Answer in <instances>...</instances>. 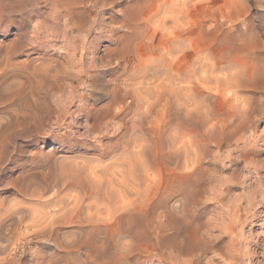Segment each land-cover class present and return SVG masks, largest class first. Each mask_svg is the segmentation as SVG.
<instances>
[{"label": "rangeland", "instance_id": "rangeland-1", "mask_svg": "<svg viewBox=\"0 0 264 264\" xmlns=\"http://www.w3.org/2000/svg\"><path fill=\"white\" fill-rule=\"evenodd\" d=\"M70 3L0 0V84L5 74L28 67L45 69L47 80L55 82L37 84L44 94H39L41 106L32 115L0 99V124L12 123L0 137V264H173L166 253L162 260L158 256L169 251L166 236L160 245L154 236L162 135L165 150L189 143V137L200 138L198 147L204 150L205 170L198 181L202 188L175 215L183 234L199 236L196 251L183 259L212 264L213 258V264H219L235 257L238 264H264V80L254 75L264 69V0ZM218 58L229 71L216 75L224 78L242 70L250 83L236 88L232 80L236 86L225 83L230 88L220 93L211 85L205 103H200L207 117L201 130L190 116L195 103L188 86L199 64ZM177 85L182 90L179 99L173 92ZM107 101L110 116L95 120ZM179 130L193 133L179 139ZM121 131L127 138L125 164L146 158L131 157L134 152L153 150L142 185V213L150 232L141 226L119 235L111 222H98L101 228L93 231L88 216L97 212L94 200L78 208L76 190L51 183L67 165L96 170L98 164L113 163L118 172L115 145ZM108 143L114 152L97 159ZM236 148H244L245 160L237 157ZM165 163L166 168L176 165L171 157ZM164 176L163 184L178 180L173 174ZM135 196L130 190L124 200L134 201ZM45 199L60 203L43 206ZM98 208L105 216L104 206Z\"/></svg>", "mask_w": 264, "mask_h": 264}, {"label": "bare ground", "instance_id": "bare-ground-1", "mask_svg": "<svg viewBox=\"0 0 264 264\" xmlns=\"http://www.w3.org/2000/svg\"><path fill=\"white\" fill-rule=\"evenodd\" d=\"M64 1H68V3L71 5L72 3H70V1H74V0H64ZM132 35H134V33H132ZM129 37H131V34ZM126 52L128 53V51H126ZM125 54L126 53L124 52L123 55H125ZM237 68H239V67H237ZM44 70L45 69H43V68L38 69V68H34V67H28L23 72L20 71V72H16L15 74L13 73L12 76H8L5 74L2 78L3 82L0 84V99H1L2 103L3 104H11V105L16 104L20 110H25V111L29 112L31 115L34 114V112H37V110H39V108L41 106V99H40V102H38V96H39V94H41V90H42V89H40L41 85L38 87L37 84L39 82H41L42 84L45 83L47 85H54V83H55V82H49V80H47L46 75L44 74ZM224 70H225V72H227V71H229V68L226 69L225 65H223L221 63V60H219V58H218L217 60L216 59L215 60L207 59L206 61H203L192 72V77L194 79H193L191 85L188 86V90L190 91V93L193 96L195 105L193 108L194 110H192L193 112L190 114V116H192L194 118L193 120H196V122H197L194 125H196V127L201 128V130L203 129V125L205 124L206 114L204 113V111H203V113L200 111L201 109H203L201 107L200 103L201 102L203 103L206 100L205 92H207V93L210 92L212 90L211 88L214 87V89H215V90H213L214 93H220L223 91V89L225 90L226 87L228 88L232 84V80H234L233 81L234 83L235 82L237 83L236 88H238L240 86L247 85L250 83V81H249L250 79L248 77H244L242 70H238L235 72H232L230 70L231 72H228L229 74L226 73L228 75L225 76L224 78H222L223 76L220 77L219 75H216L218 72H221ZM263 70L264 69H261V71H260V69L259 70L257 69L254 72L255 73L254 75H256V77H258V79H260V80L261 79L264 80L263 79L264 74L262 72ZM38 74H40V76H38ZM10 77H12V78H10ZM75 77H77V76H75ZM236 79H237V81H236ZM229 81H231V83ZM225 83H229L230 85L227 86V84H226V87H225ZM211 85H213V86L211 87ZM233 86H236V84H234V85L232 84V87ZM52 87L54 88L56 86H52ZM42 92L44 94V91H42ZM111 92H113V91H111ZM173 92H174V97L176 99L181 98V95H182L181 86L177 85L176 87H174ZM43 94H41V95H43ZM116 96L119 99V96L117 94L112 93V98H114ZM109 100L112 101V99H109ZM113 101H115V99H113ZM107 102L104 105L105 110L102 113V115H97L95 117L93 116L95 118V120L97 117H99L98 118L99 120H100V117L106 118V116L111 113L110 112V108H111L110 106L111 105L109 106L110 101H107ZM111 104H112V102H111ZM204 106H205V104H204ZM205 111H206V109H205ZM100 121H103V120L101 119ZM108 124L109 123H107V125ZM107 125L105 122V126H107ZM11 126H12L11 122L6 123L4 126L0 124V137L3 136L5 134V132L9 128H11ZM191 127H192V125H191ZM103 129L104 130H102V131H106L105 130L106 128H103ZM194 130H196V129H194ZM100 131H101V127L99 129V133H100ZM179 131H180L179 136H178L179 139H180V137L182 139V137L185 136L187 133L188 134L193 133V132H190V130H179ZM105 133L103 135H105ZM125 138H126L125 132L121 131L120 137L118 138V141L115 145L117 147L118 155H119V157H118L119 163L118 164L116 163L117 166L119 167L118 172L116 171V167L113 166V163H107L104 165L98 164V168L96 170H91V169L88 170V168H85L84 166H78V165L73 164L74 166L67 165V167L63 166L62 169L60 168V172H59L58 176L56 175L55 178L51 179L52 185H54L55 187L58 186L57 188L66 187V188L74 189L78 192V194H79V195H77V197L79 196V199H78L79 202L77 204L78 208H81L85 201L90 200V199L94 200L93 202H95L94 204L97 207L96 208L97 212L95 213V215L90 214L88 216L89 222L92 223L93 231H97L101 228V227H99L98 222H111V224L117 225V230H118L119 235H123L125 232H127L128 230H130L132 228H136V227L139 228L141 226H143L147 232L151 231V227L149 224L150 222L147 220V218H145L144 212L142 213V208L144 207V204L146 202V192H145L144 187H142V185H143V182L146 181V179H147L146 171L148 170V167L151 166V161H152L151 154H153V150L148 149V148H144V149L138 150V152H134L133 155H132V153H129L132 155L131 157H133V158H138V157L141 158L142 156L143 157L146 156V158L139 160V161L134 160V162L130 163L129 165L125 164L126 160H124V158L128 154L127 153L128 150L126 148L127 142H126ZM254 138H255V136H254ZM111 139H112V137H111ZM176 139L177 138L174 137L172 139V141L175 142ZM189 139H190V141L187 144H181V145L173 144V146H170L165 150V148L163 147V145H164L163 143L166 140V136L162 135L160 138L159 144H158V148H157L161 152L160 163L158 166L156 165V172H157L158 177H159L158 187L160 189V197H159L160 202L158 204V208H159L158 222L155 226L154 236H155V243L157 245H160V243L164 239H166V238L168 239L169 251L168 252H166V250H165V252L161 251L160 253H158V256L160 257V260H162L164 257V253H166L165 256H167L173 264H179V263L191 264L190 261L187 262V258L183 259V257L186 255L189 256V254L191 255V253L196 251L195 249L199 245L198 241H197L198 240L197 237H199V236H197V237L195 236L197 234V232H195L196 234H194V236L190 234L191 237L188 233H187L188 235L186 233L183 234V232H182L183 230H181V226L176 222L177 220H175V215H176L177 211L179 209H181L182 211L184 209H186L185 205L189 201V198H190L189 196L192 195L195 190H198V188H200L198 185L199 184L198 181L200 180L199 177L202 176L201 173L203 174V172L205 170V167L203 165L204 164L203 158H202V156L204 154V152H203L204 150H203L202 146L198 147L200 138L191 139L189 137ZM194 142L197 145H194ZM113 143H111L110 146L108 143V146H105L104 148H102V150L97 153L99 155V156H96L97 159H99L101 157H110L111 152L114 150L113 149ZM97 146H98L97 147V149H98L100 145H97ZM243 146H245V143L243 144ZM240 147H241V145H240ZM115 150H116V148H115ZM115 152H117V151H115ZM236 155H237V157H241L244 160L246 159V156H247L244 148H240V149L238 148ZM169 157L173 158V160L176 164L175 167H173V168H166V166H165V164H166L165 162L167 161V158H169ZM114 158H115V156H114ZM111 162H114V161H111ZM24 166H26V165L24 164ZM27 166H28V164H27ZM164 173L165 174L167 173L169 175L173 174L174 177L178 176V180H177V178H176V180H174L175 178L173 177L174 178L173 179L174 181H173L172 177L171 178L168 177L172 181L171 182L169 181L168 183L164 182V184L166 183L164 185L162 183V181H163L162 179L166 176V175L164 176ZM213 178H215V177H213ZM17 179H19V178H17ZM169 179H167L166 181H168ZM19 181L21 183L20 179H19ZM20 183H18V184H20ZM21 186L22 185H20V188L22 189V191H24V193L28 192L27 189H25V187L23 189ZM70 189H68V190H70ZM130 190H133L134 194L136 195L135 197H137V198H135L134 201L128 202V201L124 200V198L126 195H128ZM31 191H33V190H30L29 195L33 199V196H35V195ZM200 191L201 190H199L198 192H200ZM35 192H36V190H35ZM24 193H22V194H24ZM242 193H243V191H242ZM31 194L33 196H31ZM37 194L39 195V192ZM24 195H28V194H24ZM176 195H179L180 197L178 199L172 200L173 197ZM39 196H40V198H42L41 195H39ZM250 198H251V196H250ZM171 200H172V202H171ZM57 202H58V200L52 201V200H46L45 199L41 202V205H43V206L48 205L49 206L52 203L57 205L56 204ZM189 202H188V205H189ZM58 203H60V202H58ZM99 204H102L104 206V208L106 209V211H104L106 213V215L103 217L100 215V211H99L100 209L98 208ZM85 206H86V209L89 210L91 208L90 202L85 203ZM129 206L132 207L133 211L129 210ZM39 215L41 218V214H39ZM142 215H143V217H142ZM162 218H164V220ZM141 219H143V220H141ZM246 221L247 220H245V222ZM263 222H264V220H263ZM168 228L173 230L171 235H169L167 232ZM165 236H166V238H165ZM221 237H223V236H221ZM234 248H235V246H234ZM155 256H156V254H155ZM165 258H164V260H165ZM177 258H179V259L177 260ZM189 260H190V258H189ZM215 260L217 261V259H215ZM215 260L213 258L210 259V261H211L210 263L213 264L215 262ZM191 261H192V259H191ZM218 262H219V264H238L237 259L235 257L234 258L232 257V259H230V261H225V260L220 259V260H218ZM200 263L201 262L199 260H195V261H193L192 264H200ZM259 263H261V262H259Z\"/></svg>", "mask_w": 264, "mask_h": 264}]
</instances>
